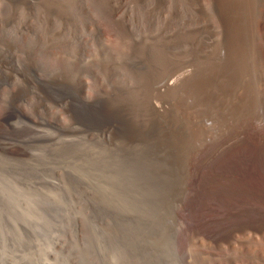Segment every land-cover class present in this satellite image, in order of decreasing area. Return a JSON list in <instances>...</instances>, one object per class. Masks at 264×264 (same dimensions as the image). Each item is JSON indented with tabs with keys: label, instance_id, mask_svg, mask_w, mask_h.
Instances as JSON below:
<instances>
[{
	"label": "rangeland",
	"instance_id": "1",
	"mask_svg": "<svg viewBox=\"0 0 264 264\" xmlns=\"http://www.w3.org/2000/svg\"><path fill=\"white\" fill-rule=\"evenodd\" d=\"M0 264H264V0H0Z\"/></svg>",
	"mask_w": 264,
	"mask_h": 264
},
{
	"label": "bare ground",
	"instance_id": "2",
	"mask_svg": "<svg viewBox=\"0 0 264 264\" xmlns=\"http://www.w3.org/2000/svg\"><path fill=\"white\" fill-rule=\"evenodd\" d=\"M52 4V3H51ZM71 8V7H70ZM106 15V14H105ZM167 85H169V84H167ZM72 93V92H71ZM78 101V100H77ZM82 107V106H81ZM77 108V107H76ZM97 108V107H96ZM160 110H161V108H160ZM128 111V110H127ZM81 114V113H80ZM89 114V113H88Z\"/></svg>",
	"mask_w": 264,
	"mask_h": 264
}]
</instances>
